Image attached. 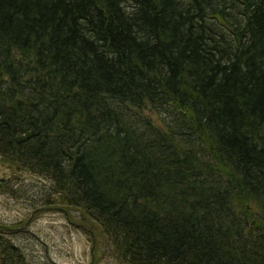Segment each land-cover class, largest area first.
Wrapping results in <instances>:
<instances>
[{"label": "trees", "instance_id": "1", "mask_svg": "<svg viewBox=\"0 0 264 264\" xmlns=\"http://www.w3.org/2000/svg\"><path fill=\"white\" fill-rule=\"evenodd\" d=\"M0 158L120 264H264V0H0Z\"/></svg>", "mask_w": 264, "mask_h": 264}, {"label": "rangeland", "instance_id": "2", "mask_svg": "<svg viewBox=\"0 0 264 264\" xmlns=\"http://www.w3.org/2000/svg\"><path fill=\"white\" fill-rule=\"evenodd\" d=\"M54 185L0 158V225L29 264H120L98 223L60 203Z\"/></svg>", "mask_w": 264, "mask_h": 264}]
</instances>
